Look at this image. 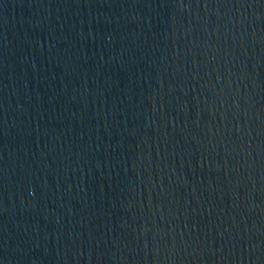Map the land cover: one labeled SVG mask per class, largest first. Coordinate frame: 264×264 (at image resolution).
I'll list each match as a JSON object with an SVG mask.
<instances>
[{
  "label": "water",
  "instance_id": "water-1",
  "mask_svg": "<svg viewBox=\"0 0 264 264\" xmlns=\"http://www.w3.org/2000/svg\"><path fill=\"white\" fill-rule=\"evenodd\" d=\"M0 264H264V0H0Z\"/></svg>",
  "mask_w": 264,
  "mask_h": 264
}]
</instances>
